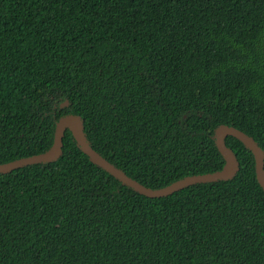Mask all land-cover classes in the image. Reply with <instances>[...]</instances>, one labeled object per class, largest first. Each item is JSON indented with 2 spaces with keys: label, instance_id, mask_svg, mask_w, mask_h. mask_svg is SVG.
Returning a JSON list of instances; mask_svg holds the SVG:
<instances>
[{
  "label": "trees",
  "instance_id": "obj_1",
  "mask_svg": "<svg viewBox=\"0 0 264 264\" xmlns=\"http://www.w3.org/2000/svg\"><path fill=\"white\" fill-rule=\"evenodd\" d=\"M65 116L149 189L220 171V126L264 160V0H0V164ZM224 142L232 179L150 198L66 130L54 161L0 173V264H264L254 157Z\"/></svg>",
  "mask_w": 264,
  "mask_h": 264
},
{
  "label": "water",
  "instance_id": "obj_2",
  "mask_svg": "<svg viewBox=\"0 0 264 264\" xmlns=\"http://www.w3.org/2000/svg\"><path fill=\"white\" fill-rule=\"evenodd\" d=\"M67 105L68 101H65L60 106L65 107ZM66 130L71 132L77 146L82 151V153H84L90 159L91 162L119 180L122 184L150 198L165 197L193 184L232 179L237 173L239 167L235 157L226 147L224 140L227 136H233L240 140L251 151L255 162V177L258 184L264 191V160L261 149L253 141L252 138L246 136L243 132L233 127L225 125L218 127L215 130V134H213L216 147L225 162L220 171L186 177L160 189H149L144 187L137 181L129 178L123 172L115 168L104 158H102L95 150L92 149V147L84 137L80 119L76 116H65L56 123L53 144L47 152L41 155L30 156L9 163L0 164V173H7L26 165L54 161L61 153V149L63 146L62 140L64 137V132Z\"/></svg>",
  "mask_w": 264,
  "mask_h": 264
}]
</instances>
